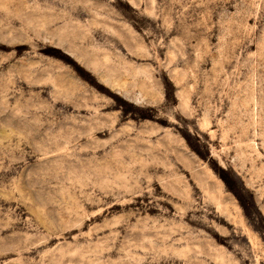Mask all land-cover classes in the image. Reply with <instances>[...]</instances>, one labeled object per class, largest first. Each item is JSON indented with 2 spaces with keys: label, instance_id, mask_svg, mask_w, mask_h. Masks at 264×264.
I'll use <instances>...</instances> for the list:
<instances>
[{
  "label": "rangeland",
  "instance_id": "obj_1",
  "mask_svg": "<svg viewBox=\"0 0 264 264\" xmlns=\"http://www.w3.org/2000/svg\"><path fill=\"white\" fill-rule=\"evenodd\" d=\"M0 264H264V0H0Z\"/></svg>",
  "mask_w": 264,
  "mask_h": 264
},
{
  "label": "bare ground",
  "instance_id": "obj_2",
  "mask_svg": "<svg viewBox=\"0 0 264 264\" xmlns=\"http://www.w3.org/2000/svg\"><path fill=\"white\" fill-rule=\"evenodd\" d=\"M169 142H170V141H169ZM171 144H172V143H171ZM167 149H168V148H167ZM171 149H172V148H171ZM174 149H176V148H174ZM172 150H173V149H172ZM176 150H178V149H176ZM179 152H180V151L177 152V159H178V161L181 162L185 167L190 168V169H191V168L193 169V166H192V163H191L192 161H191V162L189 161L190 158H189L188 156H186L184 153H181V152L179 153ZM187 157H188L189 159H188ZM190 160H191V159H190ZM193 165H194V164H193Z\"/></svg>",
  "mask_w": 264,
  "mask_h": 264
}]
</instances>
